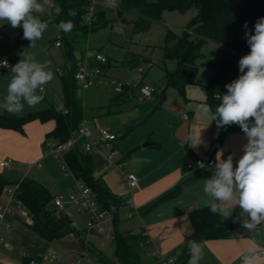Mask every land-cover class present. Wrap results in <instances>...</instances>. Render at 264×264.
<instances>
[{
	"label": "crops",
	"instance_id": "0c3cea01",
	"mask_svg": "<svg viewBox=\"0 0 264 264\" xmlns=\"http://www.w3.org/2000/svg\"><path fill=\"white\" fill-rule=\"evenodd\" d=\"M56 41L57 39H55ZM57 48H63V44ZM88 57L89 66L98 65L94 58ZM1 59L9 61L8 56L0 57ZM91 59H94L91 62L92 65H90ZM84 62L85 60H81L76 65ZM67 63L69 61L64 56L63 65H57V67L64 68ZM172 63V70H174L176 63ZM12 67L10 64V67L0 75V117L7 113L3 106L6 103L8 84L14 75ZM206 85H200L197 78V83L188 87L186 98H183L173 88L167 89L170 90L169 95L166 96L165 93L161 95L154 108L152 105L147 106L148 104L143 108L137 107L135 99L141 100L140 94L136 93V89L127 87L124 93L114 97L106 108V114H113V131L108 128L104 129L118 136L114 143L118 155L113 163H109L101 153L106 163L101 165L98 160H94L95 176L101 178L107 188L125 202L118 209L119 218H121L120 211H125L127 217L124 222L127 232L124 233H134L146 229L153 242L147 253L158 250L167 258L177 259L179 264H188L191 258L192 253L187 260L181 258L187 239L192 232L189 217L193 211L205 208L201 204L202 200L211 199L204 194L203 185L216 171V168L205 171H187V155L190 154L193 159H197L206 154H212L217 164V153L220 152L221 159H227L229 155H232L235 167L248 142L247 135L243 131H229L226 134L215 126L214 121L200 118L196 106L207 103ZM45 89L46 85L43 91L37 89L40 94L36 91L37 95L44 97L39 104L34 108L25 105L24 111L17 115L23 116L51 107L59 111L63 110V100L59 104L52 97L44 96L41 92H44ZM131 90L135 92L131 93ZM164 97L165 99H163ZM211 112L213 113L212 109ZM87 115L88 111L85 108L84 116L88 120L90 118ZM186 115L188 120H185ZM88 122L96 139L101 129L93 126L91 120ZM55 128L56 123L53 120L32 121L24 126L22 132L0 126V163L5 159L14 161L11 169L0 166V177L5 176L7 171L16 170L17 167L23 169V163L14 160H23V156H29L33 160L28 165V172L34 168L40 169L42 162L50 156L44 154V148L48 140L55 141L48 139ZM223 129H228V127L224 126ZM116 130L118 133L115 132ZM134 135L137 137V141L134 140V145H138L137 148L134 151L122 150L119 146L120 142ZM106 153L108 152L106 151ZM38 163L40 167L37 166ZM129 173H134L138 177V185L134 189H130L125 180V175ZM70 177L74 181V177L72 175ZM25 178L22 177L21 180ZM178 186H181V192L176 198L157 203L164 194ZM4 199L5 195L2 192L0 202ZM130 201L132 204H129ZM134 207L138 209V212L129 218ZM222 207H227L230 211V215L227 217L221 215L222 222H237L239 226L232 231L229 238H214L199 242L198 245L202 248L200 254L202 258L198 264H242L243 256L248 254V250L252 248L253 244H255L258 254L264 251V222L249 230L244 227V223L245 221L250 222V218L247 213L246 216L244 215L238 204H222ZM23 216L24 213H19L9 218L12 227L5 231L4 235L10 243V247L6 248L0 245V264H30L32 260L38 261L39 264H56L55 257L64 255L59 253V248H62L61 252L68 255L67 257L64 255L67 259L64 264H75L77 254L85 242H89L92 248L98 251L99 237L87 233L84 217L77 211L73 212V220L76 223L73 228L79 239L76 241L64 238L49 242L19 221L20 218L25 220ZM118 228L120 231V223ZM84 234H86V238H83ZM64 241L72 242V248ZM57 243H60L58 249ZM106 248L98 251L104 258H106L104 254ZM146 254L147 262L144 263L154 264V261Z\"/></svg>",
	"mask_w": 264,
	"mask_h": 264
},
{
	"label": "trees",
	"instance_id": "16d2710c",
	"mask_svg": "<svg viewBox=\"0 0 264 264\" xmlns=\"http://www.w3.org/2000/svg\"><path fill=\"white\" fill-rule=\"evenodd\" d=\"M53 2L54 9L58 11L54 19L56 26L61 21H72L74 27L69 33L77 34L85 28L87 29V26L83 24L88 5L87 0H53ZM69 10H74L76 15L69 16ZM166 11L196 12L187 29L181 35L171 31L168 33L164 46L165 60L175 62L176 67L174 70H165L167 89L173 88L183 98H186L188 87L197 83L200 69L208 67L213 71V76L205 87L206 102L215 113L216 107L221 102L217 97L226 94V85L242 74L239 71V60L250 52L244 25L247 23V30L254 34L255 23L259 18L264 17V0H122L121 10L117 14L123 20L127 15H137L138 19L134 23V29L138 33H143L150 28L154 21L161 20ZM98 17L99 21L93 27L100 23L99 28H102L111 23L106 11L99 12ZM42 21L46 22V20ZM90 30L92 32L95 29L90 27ZM59 36L62 39V44L63 41L66 42L65 54L68 61H74V44L67 42L66 32L59 30ZM210 42H216L224 48L222 58L215 61L207 60L202 53V48ZM73 61L71 62L73 63ZM76 67L73 71H68L62 76V111L51 107L23 116L7 112L0 117V126L22 132L24 126L32 121L53 120L56 123V128L48 136V139L59 143L67 142L85 119L84 104L79 96L78 84L74 78ZM252 120L254 119L249 121ZM214 124L217 127L216 121ZM225 126L228 127V132L243 131L237 124ZM223 127L220 129L223 130ZM197 159H193L190 154L187 155V171L194 170L190 166L194 167ZM65 160L74 177L83 181L94 191L103 209L116 207L117 210L114 213L115 259L107 260L92 249L91 251L97 256L98 261L102 264H144L145 238L133 232L121 233L119 231L118 209L125 202L115 196L101 178L95 176L93 155L84 152L82 142H80L65 155ZM10 185H15V183L0 177V194ZM180 192L181 186H178L164 194L157 203L176 198ZM20 198L29 213L31 222L21 218L19 221L43 239L52 242L64 239L72 232L76 233L69 220L54 208L52 194L40 183L28 179L22 180L20 182ZM189 218L192 232L187 239L181 257L184 260H187L191 253L190 242L198 244L214 238H229L232 231L239 226L237 222L223 223L221 214L219 212L214 214L207 207L193 211ZM84 247L85 243L82 244V248Z\"/></svg>",
	"mask_w": 264,
	"mask_h": 264
},
{
	"label": "rangeland",
	"instance_id": "374dc122",
	"mask_svg": "<svg viewBox=\"0 0 264 264\" xmlns=\"http://www.w3.org/2000/svg\"><path fill=\"white\" fill-rule=\"evenodd\" d=\"M52 1L46 0L44 3H41L45 8L43 14L33 13V15L38 16L41 20H46L48 24V29L43 34L42 39L36 41L34 48L30 47V42L23 38L22 28L13 29L8 23L0 21V57L8 56V62L12 66L21 59H24V54L32 55L37 62H50V70L53 71L54 78L46 85L45 91L41 92V94L52 97L60 104L62 100L61 78L63 74H58L56 67L57 65H63L64 56L67 57L65 54L67 47L64 41L63 48L59 49L55 46V39L61 37L59 36L58 27L54 23L57 11L53 10V19L47 12L50 11L48 2ZM101 3L102 0L97 1L96 11H106L108 13V20L111 22L108 26L99 28V23L96 27H91L95 29L92 32H90V27L85 28L81 33L77 34L66 32L67 42L74 44L73 47L75 50L74 61L71 60L73 61L71 71L74 70L79 61L86 60L87 56L94 58L97 53H101L109 60V65L105 67V72L109 77L125 82L128 87L136 89V93L139 94L141 87L145 85L153 88L151 99H135L137 107L140 106L143 108L146 104H148L147 106L152 105L153 108L156 107L157 99L164 93L166 96L170 93V90H167V81L164 72V68H167V70L173 69V63L166 61L164 54V46L168 33L171 31L177 35H181L187 29L196 12L189 11L181 13L178 11H166L163 13L162 19L154 21L146 32L138 33L134 29V23L138 19L137 15H127L125 20H123L117 14L121 10L122 1L116 9L104 8ZM202 53L206 56L207 60L215 61L222 58L224 48L216 42H210L203 46ZM93 60L91 59L90 63ZM212 75L213 71L210 68H201L198 74V83L200 85L208 84ZM38 90L37 92L40 91ZM130 92L134 93L135 91L131 90ZM78 93L88 111L87 116L90 118L88 120L92 121V125L97 129L108 128L113 131V114H106V108L113 101V98L118 97L120 94H117L111 87H94L86 92L78 90ZM127 113L126 115H128ZM115 132L118 133V130ZM135 135L120 142L119 146L122 150L134 151L137 148L138 145H134V140L137 141ZM92 155L94 160H98L101 165L106 163V160L99 152H94ZM22 159L14 160L23 163L22 166L24 168L19 169L17 167L16 170L7 171L5 176L3 175V178L9 182L18 184L23 180H21L22 177H27L25 179L36 181L47 188L53 198L59 194H67L72 188L74 184L73 178L69 174H66L60 162L52 156H48L42 162L40 169L34 168L30 172H28V165L33 162L32 158L23 156ZM26 215L23 216L24 219L31 222ZM120 216V232L124 233L127 232V227L124 225V222L127 220L125 211H120ZM83 238H86V234L83 235ZM64 243H67L72 248V242L64 241ZM57 244L56 247L58 249L60 243ZM58 251L66 257L68 256L66 253L61 252L63 251L62 248H59ZM115 252L116 241L114 236L104 252L107 260H114ZM65 261L67 259H64L60 263L56 262V264H64ZM144 262H147L145 255L143 257ZM95 264L101 263L97 261Z\"/></svg>",
	"mask_w": 264,
	"mask_h": 264
},
{
	"label": "clouds",
	"instance_id": "9594fccd",
	"mask_svg": "<svg viewBox=\"0 0 264 264\" xmlns=\"http://www.w3.org/2000/svg\"><path fill=\"white\" fill-rule=\"evenodd\" d=\"M44 11L39 0H0V21L13 29L22 28L23 38L33 48L48 29L47 22L33 13L43 14ZM68 15L74 17L76 12L69 10ZM57 27L70 32L74 25L72 21H61ZM244 27L250 52L239 60L242 74L226 85V94L217 97L221 102L215 113L207 103L197 105L196 111L202 120L216 121L218 128L237 124L247 135L244 153L235 167L232 155L221 159V153H217L215 174L203 185L204 194L211 199H204L201 204L212 213L219 212L225 217L230 215V211L222 204H238L250 218L244 227L252 230L264 222V17L255 23L254 34L247 30V23ZM0 64L7 66V61ZM50 68V62H37L32 55L24 54V59L12 67L14 75L7 87L4 109L10 114H20L25 105L34 108L39 104L44 97L36 94L37 89L43 91V86L54 78ZM250 119H254L251 127ZM189 249L192 255L188 264H198L202 248L190 242ZM262 261L264 253L258 254L253 244L248 254L243 256L242 264H262Z\"/></svg>",
	"mask_w": 264,
	"mask_h": 264
},
{
	"label": "built area",
	"instance_id": "2783aa9c",
	"mask_svg": "<svg viewBox=\"0 0 264 264\" xmlns=\"http://www.w3.org/2000/svg\"><path fill=\"white\" fill-rule=\"evenodd\" d=\"M46 1V0H39ZM88 5L84 16L83 24L87 27H93L99 21L98 13L96 11L98 0H87ZM122 0H102L101 5L104 8H118ZM50 11L48 15L53 19L54 2H48ZM57 11V10H56ZM58 12V11H57ZM57 14V13H56ZM55 46H62V39L58 38L55 42ZM89 57L87 56L84 63L76 67L74 78L78 84V89L85 92L93 87H111L118 94L124 93L128 85L120 80L111 78L105 72V67L109 65V60L106 56L101 53H97L94 57L98 65L90 67L88 63ZM5 61L1 59L0 62ZM10 67V63L7 61V66L0 64V75ZM73 68L72 62L66 64L63 67H57L56 71L59 74L65 75L68 71ZM45 86H43L44 89ZM153 94V88L150 86H143L140 89L141 99H151ZM185 120H188V116H185ZM251 127L254 124V120L248 121ZM223 132L228 134L227 129H223ZM118 136L111 133L107 129H101L97 138H94L93 132L90 128L87 119H84L80 124L79 129L76 133L65 143H59L48 140L45 143L44 154L53 156L57 161L60 162L62 169L66 174L74 175L71 173L69 166L65 160V155L78 143L82 142V148L86 153L99 152L104 155L109 163H113L116 159L118 152L114 148V143L117 141ZM106 151L108 153H106ZM14 164L13 159H5L1 161L0 166L5 169H11ZM203 166H200V165ZM216 161L212 154H206L197 159L195 166H190L191 169L196 171H205L215 168ZM40 167V164H37ZM125 180L130 189H134L138 185V177L134 173L125 175ZM5 199L0 202V245L6 248L10 247V243L7 241L4 232L8 231L12 227V222L9 220L11 216L19 213L24 215L29 214L23 201L20 198V183L15 185L7 186L4 191ZM129 204H132L130 201ZM54 208L61 212L70 222L72 227L76 225L73 220V212L77 211L84 217L85 230L90 235H96L99 237V243L97 245L98 251L105 249L111 239L115 235L114 227V213L117 211L116 207L111 209H103L98 201V198L94 191L83 181L77 180L74 177V184L67 194H59L53 198ZM135 208V207H134ZM138 209L131 210L129 218L137 214ZM246 216V213H244ZM29 217V215H26ZM73 220V222H72ZM140 234L145 238L144 251L147 253L149 247L152 245V239L149 232L144 229L134 232ZM68 238L76 241L79 240L76 233L72 232L68 235ZM92 246L89 242H85V247L80 250L75 259L77 264H95L98 261L97 256L91 251ZM95 250V249H94ZM97 251V250H96ZM97 251V252H98ZM264 253V251L262 252ZM101 254V253H100ZM147 257H150L154 264H178L177 259L167 258L158 250L147 253ZM57 262H62L65 259L64 255H57L55 257ZM99 262V261H98ZM30 264H39L38 261L32 260Z\"/></svg>",
	"mask_w": 264,
	"mask_h": 264
},
{
	"label": "water",
	"instance_id": "95a60500",
	"mask_svg": "<svg viewBox=\"0 0 264 264\" xmlns=\"http://www.w3.org/2000/svg\"><path fill=\"white\" fill-rule=\"evenodd\" d=\"M97 64H98V63H97ZM97 64H96V65H97Z\"/></svg>",
	"mask_w": 264,
	"mask_h": 264
}]
</instances>
